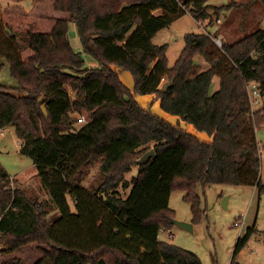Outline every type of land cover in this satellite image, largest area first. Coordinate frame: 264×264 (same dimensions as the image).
Segmentation results:
<instances>
[{"label": "trees", "instance_id": "16d2710c", "mask_svg": "<svg viewBox=\"0 0 264 264\" xmlns=\"http://www.w3.org/2000/svg\"><path fill=\"white\" fill-rule=\"evenodd\" d=\"M254 1L264 7V0ZM207 2L53 0L55 11L68 14L63 17L0 10V58L22 92L0 88V130L14 126L20 152L33 159L50 201L28 197L0 166V242L6 252L36 243L42 255L32 264H203L195 253L158 238L173 224L171 192H184L193 222L200 216L199 185H251L264 193L255 135L264 122V101L251 112L246 92L254 81L264 97V28L220 47L204 32L187 33L171 66L166 44L151 41L187 12L211 24ZM237 5L214 6V13ZM70 21L81 51L69 40ZM82 53L97 64L86 67ZM196 56L208 68L193 75ZM123 71L132 76L131 88ZM217 73L220 86L210 94ZM147 94L160 99L158 114L179 116L211 141L144 108L136 96ZM75 112L87 116L80 127ZM150 149L154 156L138 162ZM95 164L103 177L87 188L82 182ZM135 164L138 172L127 182L124 174ZM120 184L132 185L125 197L117 192ZM56 209L60 215L51 221ZM253 232L247 227L237 238L233 258Z\"/></svg>", "mask_w": 264, "mask_h": 264}, {"label": "rangeland", "instance_id": "374dc122", "mask_svg": "<svg viewBox=\"0 0 264 264\" xmlns=\"http://www.w3.org/2000/svg\"><path fill=\"white\" fill-rule=\"evenodd\" d=\"M231 1L240 3V5L231 9L224 8L217 15L214 13V6ZM52 2L53 0H0V10L18 11L23 15L26 13L39 17L68 15L55 11ZM207 4V10L214 20L211 24L208 20H204L205 25L202 26L187 12L176 17L170 25L160 29L151 39L153 44H166L169 66L177 59L184 46V35L187 33L204 32L210 35L213 40L219 38L220 44H222L231 42L257 28H264V7L259 2L254 0H208ZM164 12L162 9L154 11L155 14H163ZM68 37L72 47L81 51L76 26L72 21L68 24ZM220 44L215 42L217 47ZM82 55L86 67L97 64L91 56L84 53ZM194 61L193 75L208 68L207 62L201 56H196ZM120 76L126 86L130 87L133 82L131 74L123 71ZM220 81V74H215L209 88L210 94L219 88ZM17 87L18 81L12 76L9 63L5 58H0V88L15 95H21L22 92ZM136 100L144 108L161 116L154 107L156 103L160 107V99L156 97V94L137 95ZM263 101L257 107H260ZM72 115L76 117L77 127L87 122V116L84 112H75ZM83 116L85 118H82ZM177 117L178 120L163 118L173 124L178 123L183 129L189 130L191 124L184 126L179 116ZM255 135L260 147V176L264 182V122L256 128ZM209 139L211 138L209 137ZM20 145L21 141L15 134L14 126H7L4 134H0V166L11 178L18 179V184L28 197L37 198L41 202L50 204L48 194L43 189L37 175L33 159L20 152ZM137 172L138 165H132L131 170L124 174L125 180L130 182ZM102 177L99 165L95 164L91 166L82 184L87 188L91 185H97ZM131 187L132 185L127 188L120 184L117 192L125 197L130 192ZM183 193L180 189H174L171 192L169 208L174 212L173 219L191 223V230L173 223L170 229L159 232L160 241L178 245L195 253L203 264H264V193L260 194L256 187L251 185L207 184L204 187L199 185L197 194L200 200V216L194 222L191 204L184 200ZM59 215V210H52L49 219L53 221ZM236 221L237 224H235ZM247 227H254V232L247 244L233 258L237 238L246 233ZM168 233H172L173 236L169 237ZM3 244L6 245L4 242ZM10 253L11 256L19 259L21 264H32L42 255V251L36 243L21 246Z\"/></svg>", "mask_w": 264, "mask_h": 264}, {"label": "built area", "instance_id": "2783aa9c", "mask_svg": "<svg viewBox=\"0 0 264 264\" xmlns=\"http://www.w3.org/2000/svg\"><path fill=\"white\" fill-rule=\"evenodd\" d=\"M199 24L202 26L205 25L203 21H199ZM214 41L216 43L220 44L219 38L214 39ZM221 45L222 44H220V46ZM246 92H247V97H248V102H249V108H250L251 112H253L254 110H256L259 107V106L257 107V105L263 101V96L260 93V89H259L258 84L254 81H250L246 84ZM82 118H84V116ZM0 134L1 135L4 134L3 128L0 130ZM235 224H237V221L235 222ZM160 231L162 232V231H166V230L161 229ZM167 235L169 237L173 236L172 233H168ZM5 248H6V245H4L2 242H0V264H21L19 259H17L14 256H11V253L6 252Z\"/></svg>", "mask_w": 264, "mask_h": 264}, {"label": "water", "instance_id": "95a60500", "mask_svg": "<svg viewBox=\"0 0 264 264\" xmlns=\"http://www.w3.org/2000/svg\"><path fill=\"white\" fill-rule=\"evenodd\" d=\"M172 85V82H169V83H165L162 87L163 90H166L168 89L169 86ZM41 108L44 112V114H47L46 110H45V107L44 105H41ZM189 133L195 135L198 139L200 140H205V141H211V139H209L208 135L205 133V132H197V130L194 128V131L193 130H187ZM154 150L153 149H150L148 151H146L139 159H138V162H143V161H146L148 159H150L151 157L154 156ZM173 223L174 224H177L185 229H188V230H191V223L189 222H185V221H182V220H177V219H173Z\"/></svg>", "mask_w": 264, "mask_h": 264}, {"label": "crops", "instance_id": "0c3cea01", "mask_svg": "<svg viewBox=\"0 0 264 264\" xmlns=\"http://www.w3.org/2000/svg\"><path fill=\"white\" fill-rule=\"evenodd\" d=\"M120 75H121V74H120ZM120 77H121V76H120ZM121 79H122V78H121ZM131 87H132V84H131L130 88H131ZM3 129L5 130V129H6V127H4ZM197 132H198V131H197ZM208 138H209V137H208Z\"/></svg>", "mask_w": 264, "mask_h": 264}]
</instances>
